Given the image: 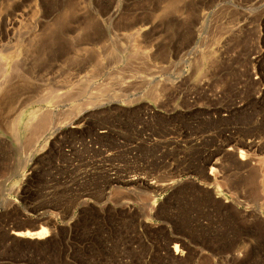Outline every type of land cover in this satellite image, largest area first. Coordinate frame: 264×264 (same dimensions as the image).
<instances>
[{
  "label": "rangeland",
  "instance_id": "obj_1",
  "mask_svg": "<svg viewBox=\"0 0 264 264\" xmlns=\"http://www.w3.org/2000/svg\"><path fill=\"white\" fill-rule=\"evenodd\" d=\"M258 53L264 0H0V264H264Z\"/></svg>",
  "mask_w": 264,
  "mask_h": 264
},
{
  "label": "bare ground",
  "instance_id": "obj_2",
  "mask_svg": "<svg viewBox=\"0 0 264 264\" xmlns=\"http://www.w3.org/2000/svg\"><path fill=\"white\" fill-rule=\"evenodd\" d=\"M261 57H262V54L258 53V54H255V56H253V58H252V64L254 65L252 73H254L256 75L255 83L257 85H262V82L264 81V77H263L262 73L257 70V66L261 62ZM1 69H3V68H1ZM252 73H250V77L252 76L251 75ZM207 84L208 83L201 82V83H199L197 85V87H199V88L201 87L202 89H204V86L207 85ZM0 89L2 90V88H0ZM254 97L258 100V102H260V104H262V102L264 101V88L260 89L258 94H256ZM5 99H8V98H5ZM1 103H3V102H1ZM149 113H151V111ZM230 113H231V115H235V110L232 109L230 111ZM45 119H47V118H45ZM82 120L83 119L78 120L77 123L82 122ZM15 124H16L15 120L11 121L10 122V129L12 130L13 133L17 134L18 130H17V126ZM46 125H43V126L45 127ZM49 125H50V123H49ZM223 131H224V133H226L225 130H223ZM107 133L108 132L106 130H102L100 132L101 135H106ZM230 137H231V135H230ZM254 137L255 138L251 139L250 141H246V142H242L241 143V146L243 148L240 147L241 150L239 151L238 157L237 156L236 157L238 158V160L241 163V165H243L246 169L249 168L250 171H252V172H256V173L259 172L262 175H264V155H263V153H264V141L260 140L257 136H254ZM193 142L194 143L191 142V144L193 146H198V141L194 140ZM19 145H21V144H19ZM24 148H25V146L23 147V149ZM231 150H233L232 147L228 151L230 152ZM216 154H214V156ZM230 154H231V152H230ZM214 158L215 157H212V158H210L209 160L206 161L204 169H203V172L206 175L205 177H207L209 180H215L217 182V181H219L220 178H222V177L224 178V176L221 174V172H222L221 169H223L221 167H222L223 164L221 165V162H220L221 160L220 161L219 160H215ZM209 167H210V172H207ZM108 181H109L110 185H113L115 183H122V184H125L127 186H132V187L146 186V187H150L152 189H157V188L161 187L160 183L158 184V182H151L150 180H148V179H146V178H144L142 176L140 177V176H136V175L135 176H129V177L127 176V178L123 177L121 179L118 175L110 174L109 177H108ZM173 184H176V181L175 182H171L169 185H173ZM30 226L31 227L34 226V229L32 228L33 230H30V229L26 228L25 230H22L23 228L22 229L15 228L13 231L11 230V235H12L13 240L15 242L19 243V244L22 243L21 245H23V244L26 245V246L38 245L40 242L42 243L47 238L51 237L50 232L53 231V228H54V225L50 224L49 222L46 223V225H44V222H42V220H39L38 223H36L35 225H30ZM173 242H174V247H172V249L174 250V253L176 255H179V252H180V249H181L179 244H178L179 241H178V239H175Z\"/></svg>",
  "mask_w": 264,
  "mask_h": 264
}]
</instances>
